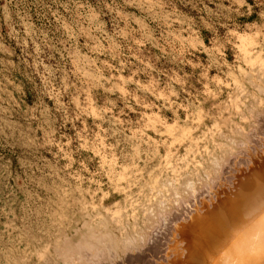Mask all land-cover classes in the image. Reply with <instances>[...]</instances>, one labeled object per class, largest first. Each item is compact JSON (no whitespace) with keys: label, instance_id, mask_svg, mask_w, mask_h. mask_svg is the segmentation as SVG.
I'll return each mask as SVG.
<instances>
[{"label":"rangeland","instance_id":"374dc122","mask_svg":"<svg viewBox=\"0 0 264 264\" xmlns=\"http://www.w3.org/2000/svg\"><path fill=\"white\" fill-rule=\"evenodd\" d=\"M263 151L264 0H0V264H187Z\"/></svg>","mask_w":264,"mask_h":264},{"label":"bare ground","instance_id":"6f19581e","mask_svg":"<svg viewBox=\"0 0 264 264\" xmlns=\"http://www.w3.org/2000/svg\"><path fill=\"white\" fill-rule=\"evenodd\" d=\"M249 169L236 180L239 186L233 194L217 199L183 227L188 234L187 264H264V156Z\"/></svg>","mask_w":264,"mask_h":264}]
</instances>
